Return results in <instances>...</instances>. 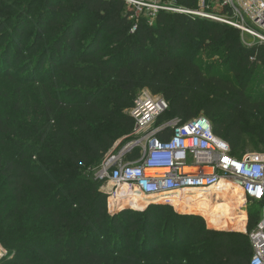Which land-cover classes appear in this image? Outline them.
Wrapping results in <instances>:
<instances>
[{"label": "trees", "instance_id": "16d2710c", "mask_svg": "<svg viewBox=\"0 0 264 264\" xmlns=\"http://www.w3.org/2000/svg\"><path fill=\"white\" fill-rule=\"evenodd\" d=\"M173 1L178 9L197 11L200 0ZM132 17L123 0H0V81L38 86L45 97L33 107L20 93H0V244L8 248L0 264H147L169 243L157 240L155 219L170 206L128 209L140 219L112 215L103 183L91 174L133 134L129 111L144 91L169 104L158 125L204 115L237 159L248 136L254 148L264 144V124L245 126L255 109H264V68L247 83L264 64V44H245L228 25L166 11L152 23L141 18L132 32ZM87 18L92 24L85 36ZM33 25L30 41L26 33ZM192 44L197 52L187 57ZM129 197L119 209L142 198ZM224 201L205 210L209 225L245 231L247 214L237 211L245 199L238 192ZM259 220L260 212L250 214L248 232ZM108 228L113 246L106 242ZM203 232L218 247L222 261L213 264L250 263L248 236Z\"/></svg>", "mask_w": 264, "mask_h": 264}, {"label": "built area", "instance_id": "2783aa9c", "mask_svg": "<svg viewBox=\"0 0 264 264\" xmlns=\"http://www.w3.org/2000/svg\"><path fill=\"white\" fill-rule=\"evenodd\" d=\"M123 1L133 11L136 24L132 32L137 30L141 18L152 23L159 12L173 11L233 27L242 33L247 45L264 44V0H213L218 12L211 10L209 0H200L197 11L171 10L173 0ZM245 35L257 42H247ZM168 110L169 104L163 97L142 92L136 98L129 111L136 123L131 135L135 140L119 155L108 154L94 174L96 180L111 188L106 190L109 206L112 199L128 200L130 194H140L149 200L144 210L151 205L165 204L180 212L179 207L189 209L187 204L208 206L223 202L231 193L220 192V184L231 182L245 199L244 206L248 202L263 205L257 226L247 235L253 250L249 264H264V152L235 158L229 144L214 133L212 123L204 115L185 124L172 120L158 125ZM136 150L134 159L125 162Z\"/></svg>", "mask_w": 264, "mask_h": 264}, {"label": "rangeland", "instance_id": "374dc122", "mask_svg": "<svg viewBox=\"0 0 264 264\" xmlns=\"http://www.w3.org/2000/svg\"><path fill=\"white\" fill-rule=\"evenodd\" d=\"M176 3L175 1L171 2V10H174L176 7L174 6ZM200 1H199V6L198 9H200ZM208 5L211 6V10H214L215 12H218L219 9L215 6L213 0H209L207 2ZM41 2L38 3L34 9H33V14L32 18H34L35 14H37L38 10L41 7ZM170 13H174L173 11H169ZM177 13V12H175ZM87 26L85 28V36L90 31L92 20L90 18L86 19ZM29 34V40L32 41L35 36V26L33 25L29 31L26 33V35ZM243 39V38H242ZM244 39L247 42H255L256 40L252 38L249 35H245ZM257 42V41H256ZM186 56L187 57H193L196 52H197V47L195 45H189L186 48ZM264 64H258L255 73L251 76L248 77L247 83L252 79V77H255V74L259 75L260 72L263 70ZM19 68V65L18 67ZM18 70V69H17ZM15 74L18 76V72L16 71ZM244 71H241L240 76H244ZM1 80V79H0ZM251 85L249 86L250 89H253L255 87V83H250ZM148 92V91H144ZM0 93L3 97H7L8 95H14L17 93H20L22 95V101L30 103L33 107L35 105H40L41 102L45 99V97H42V92L39 91L38 86L31 85L30 87H19L14 84H10L7 81H0ZM150 93V92H149ZM264 124V109L258 107L255 109L252 113V115L249 116L247 119V122L245 124L248 129L254 128L259 125ZM135 136H129L123 139H120L113 149L109 152L110 154L114 155H119L122 150L129 145L131 142L135 140ZM248 147L244 151L241 152V155L244 157L247 154L250 153H263L264 152V144L259 147V149H256L253 147V143L251 142L252 139L250 136H248ZM137 153V150L134 151ZM130 155V154H129ZM105 160V159H104ZM104 160L93 166L91 170V174H93V177L95 176V172L101 167V165L104 163ZM125 162H129L130 158L128 156L124 159ZM92 177V176H90ZM95 178V177H94ZM111 189L108 184H102L101 185V190L107 194L106 190L109 191ZM124 192V191H123ZM184 199L186 200H196V198L193 197H185ZM177 199L175 200V202ZM225 202V201H224ZM222 203V202H218ZM123 202L120 199H112L111 200V206H109V198H108V209L109 212L114 215V214H120V213H127L128 209L126 207L120 208V205H122ZM149 204L148 199H144L141 197H135L134 200V206L132 208H135L137 210H144ZM217 205V203H216ZM215 205V206H216ZM223 205V204H222ZM161 206L168 207L165 204H161ZM189 209H185V207H179L178 210L180 212L175 211L172 207L167 208L169 210H166V213L162 217L156 216L158 222L155 224V228L157 230V235L156 238L157 240H161L162 238H169L171 239L168 244L160 245L159 251L157 254L154 255V257L150 258V260L147 262V264H213V262H218L222 261L220 254L217 252L218 247L214 244L208 243L206 240V235L204 230H209L212 232L216 233H229V234H243L245 236H248V224H249V216L253 212H260L263 209V205L259 203H251L248 202L246 206L243 205L241 206L242 211L247 214V222H246V229L245 231H237L234 229H223L222 227L214 228L211 227L206 220L205 215H207L208 211L207 210L210 207V204L208 206H205L204 204H192L189 205L187 204ZM214 207V206H213ZM203 209V210H202ZM238 212H242L240 208L237 210ZM213 213V212H212ZM170 214V215H169ZM130 218L132 219H140L137 217L136 214L129 213ZM168 215L170 216L168 218ZM190 215H197L199 216V219L197 220H189L186 217H189ZM185 220L188 221V224L185 226ZM139 221V220H138ZM168 221V222H167ZM194 223V224H193ZM183 225V226H181ZM154 228V227H153ZM194 230V231H193ZM154 231V230H153ZM184 231V232H183ZM113 232L112 228L107 229L106 239H108L106 242L109 244V246H113L112 241L110 239V234ZM155 233V231L153 232ZM132 234L131 233H128ZM178 236H183L181 243H177ZM174 241V242H173ZM91 243L95 244L96 246H99V240L98 238L92 237ZM140 250V249H139ZM8 254V248L2 246L0 244V261L3 259L4 256ZM32 254L36 255V252L33 251Z\"/></svg>", "mask_w": 264, "mask_h": 264}, {"label": "bare ground", "instance_id": "6f19581e", "mask_svg": "<svg viewBox=\"0 0 264 264\" xmlns=\"http://www.w3.org/2000/svg\"><path fill=\"white\" fill-rule=\"evenodd\" d=\"M220 188L222 190L229 191V193H233V194H237L238 192H240L238 187H236L233 183L228 182V181H222L220 184ZM142 198L146 199L143 196H142Z\"/></svg>", "mask_w": 264, "mask_h": 264}, {"label": "water", "instance_id": "95a60500", "mask_svg": "<svg viewBox=\"0 0 264 264\" xmlns=\"http://www.w3.org/2000/svg\"><path fill=\"white\" fill-rule=\"evenodd\" d=\"M127 209H129V208H127Z\"/></svg>", "mask_w": 264, "mask_h": 264}]
</instances>
